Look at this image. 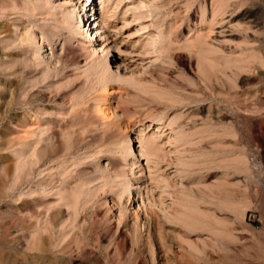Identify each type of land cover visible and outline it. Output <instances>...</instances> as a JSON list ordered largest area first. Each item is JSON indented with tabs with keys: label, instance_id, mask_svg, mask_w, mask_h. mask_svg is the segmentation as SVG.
Returning <instances> with one entry per match:
<instances>
[{
	"label": "rangeland",
	"instance_id": "1",
	"mask_svg": "<svg viewBox=\"0 0 264 264\" xmlns=\"http://www.w3.org/2000/svg\"><path fill=\"white\" fill-rule=\"evenodd\" d=\"M137 257L264 264V0H0V264Z\"/></svg>",
	"mask_w": 264,
	"mask_h": 264
},
{
	"label": "built area",
	"instance_id": "2",
	"mask_svg": "<svg viewBox=\"0 0 264 264\" xmlns=\"http://www.w3.org/2000/svg\"><path fill=\"white\" fill-rule=\"evenodd\" d=\"M262 146L259 144H255L252 147V152H251V158L255 159L257 161H259V157H261V153H262ZM245 220H248L249 222H258L260 221V215L258 214L257 209H249L246 210L245 212V216H244Z\"/></svg>",
	"mask_w": 264,
	"mask_h": 264
},
{
	"label": "bare ground",
	"instance_id": "3",
	"mask_svg": "<svg viewBox=\"0 0 264 264\" xmlns=\"http://www.w3.org/2000/svg\"><path fill=\"white\" fill-rule=\"evenodd\" d=\"M85 1L88 2L89 0H85ZM81 10H82V9H81ZM78 13H79V12H78ZM87 14H88V13H87ZM88 26H90V23H89ZM95 27H96V26H95ZM87 30H88V29H87ZM98 30H99V29H98ZM3 31H4V30H3ZM94 32H95V31H94ZM89 36H92V35H89ZM88 39H89V38H88ZM103 44H104V43H103ZM105 50H106V49H105ZM256 59L258 60L259 57L257 56ZM260 59H261V58H260ZM261 61H263V60L261 59ZM262 63H263V62H262ZM116 67H117V66H116ZM117 69H118V68H117ZM110 78H111V77H110ZM109 81H110V80H109V78H108L107 81H106V83H105V84L103 83L104 87H107V86H108ZM104 82H105V81H104ZM108 89H109V88H108ZM107 91H108V90H107ZM138 152H139V151H138ZM140 152H141V151H140ZM251 160L253 161L254 159L251 158ZM65 171H66V170H65ZM71 198H72V197H71ZM72 201H73V200H72ZM247 204H248V203H247ZM247 206H248V205H246V204H244V205L242 204V207L240 206L239 211L237 210V212H238V216H237V217H238V219L240 218L241 221L245 220V219H244V216H245L244 214H245V210L247 209ZM135 214H136V213H135ZM155 223H156V222H155ZM240 223H241V222H240ZM156 226H157V225H156ZM156 229H157V227H156ZM127 230H128V229H127ZM148 234H150V233H148ZM121 236H122V235H121ZM148 237H149V236H148ZM125 239H126V238H125ZM122 241H123V240H122ZM124 242H125V240H124ZM124 242H123V244H124ZM136 243H137V242H136ZM132 244H133V242H132ZM134 244H135V243H134ZM132 246H133V245H132ZM135 247L137 248L136 245L134 246V248H135ZM132 248H133V247H132ZM134 248H133V249H134ZM134 250H135V249H134ZM134 250H133V251H134ZM139 250H140V246H139L138 251H139ZM138 251H137V252H138ZM140 252H141V250H140ZM134 253H135V252H134ZM142 258H143V257H142ZM142 260H143V259H142ZM140 263H141V262H140V260H139L138 257H137V259L134 260V264H140Z\"/></svg>",
	"mask_w": 264,
	"mask_h": 264
}]
</instances>
